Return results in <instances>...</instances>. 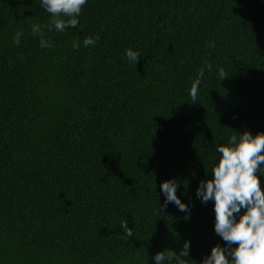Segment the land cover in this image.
Instances as JSON below:
<instances>
[{
    "label": "trees",
    "instance_id": "obj_1",
    "mask_svg": "<svg viewBox=\"0 0 264 264\" xmlns=\"http://www.w3.org/2000/svg\"><path fill=\"white\" fill-rule=\"evenodd\" d=\"M40 5L0 0V264H155L185 241L199 264L224 247L196 189L217 145L264 132V0H87L77 28L45 29L52 48L30 31ZM169 179L188 218L165 206Z\"/></svg>",
    "mask_w": 264,
    "mask_h": 264
},
{
    "label": "clouds",
    "instance_id": "obj_2",
    "mask_svg": "<svg viewBox=\"0 0 264 264\" xmlns=\"http://www.w3.org/2000/svg\"><path fill=\"white\" fill-rule=\"evenodd\" d=\"M87 0H41V7L50 14V20L41 24L31 23L30 31L39 37L41 48H52L47 39L45 29L64 32L66 29L77 28L78 17ZM23 30L16 31L13 44L19 45ZM99 36H87L83 39L85 47L95 46ZM81 41L74 39L73 48H79ZM214 47V42H209ZM129 63L135 65L141 55L131 48L125 50ZM209 72L212 65L206 63ZM204 76L201 68L192 82L189 95L192 103L197 102L199 85ZM228 73L223 68L218 70L221 80ZM218 159L211 168L210 179L202 180L196 195L203 203L213 202L214 231L225 242V246L213 245L210 254L199 264H264V190L258 173L264 175V132L251 133L248 130L231 135L226 144L217 145ZM177 183L174 179L164 180L160 189L165 197V206L174 203L188 218L190 209L176 194ZM243 209V211H241ZM123 229L121 239L127 240L134 236L126 219L120 223ZM190 242L185 241L177 253L166 248L155 253V264H186L183 257H189Z\"/></svg>",
    "mask_w": 264,
    "mask_h": 264
}]
</instances>
